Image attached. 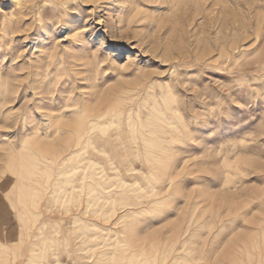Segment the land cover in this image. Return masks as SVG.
<instances>
[{
	"label": "rangeland",
	"instance_id": "374dc122",
	"mask_svg": "<svg viewBox=\"0 0 264 264\" xmlns=\"http://www.w3.org/2000/svg\"><path fill=\"white\" fill-rule=\"evenodd\" d=\"M262 39L264 0H0V264H264ZM103 99L116 170L23 146Z\"/></svg>",
	"mask_w": 264,
	"mask_h": 264
},
{
	"label": "bare ground",
	"instance_id": "6f19581e",
	"mask_svg": "<svg viewBox=\"0 0 264 264\" xmlns=\"http://www.w3.org/2000/svg\"><path fill=\"white\" fill-rule=\"evenodd\" d=\"M260 25V24H259ZM261 26H262V23H261ZM260 26V27H261ZM247 32V31H246ZM250 32V31H249ZM249 37V36H247ZM261 38H262V35L261 33H259L258 31V34L256 35L255 37V40L254 42L257 43L258 41L261 42ZM246 39V38H245ZM263 40V45H264V39ZM240 41V40H239ZM239 41H236L235 44H234V50L236 51V49L239 48ZM253 42V41H252ZM253 42V43H254ZM251 43V42H250ZM252 43V44H253ZM86 44V42H85ZM251 44V45H252ZM84 45V44H83ZM250 45V44H249ZM257 45V44H256ZM81 46V45H80ZM87 49V48H86ZM57 51V50H56ZM240 51V50H239ZM243 53V52H242ZM230 54V53H229ZM202 55V54H201ZM211 55V54H210ZM230 56V55H229ZM20 57V56H19ZM18 57V58H19ZM207 59V58H206ZM6 61V60H5ZM257 62H262L264 61V54L261 55L257 60ZM50 67V63H46L45 67L41 66L39 67L40 70H44L45 69V73L43 74L42 72L39 73L38 72V76L40 77V75L42 74V79H36V83L32 84L31 88H33V91H34V94H39L40 97L39 99H37V102L35 103V111L37 108H45L47 106V103L49 102H53V97L49 98L47 97L48 95V92L46 91L47 89H44L43 87V78L47 77L49 74H50V71H49V68ZM38 69V68H37ZM81 70V69H80ZM264 70V69H263ZM37 72V71H36ZM33 81V79H32ZM14 82V81H13ZM32 83V82H31ZM28 85V84H27ZM90 85V84H89ZM30 86V85H29ZM27 86V87H29ZM168 87V86H167ZM23 89V88H22ZM25 89V88H24ZM29 89V88H27ZM25 89V90H27ZM21 90V89H20ZM38 90V91H37ZM49 90V89H48ZM114 90V89H113ZM29 91V90H27ZM18 92V91H17ZM22 92L24 94V97L22 98H25L27 96V92L26 91H21L19 94L22 95ZM57 92V91H56ZM51 93V92H50ZM55 95V94H54ZM34 96V95H33ZM56 97V96H55ZM18 98V95L17 97ZM15 98V99H16ZM20 98V97H19ZM18 98V99H19ZM21 98V99H22ZM33 100V99H32ZM110 100V99H109ZM108 99L106 100H102L99 104L97 105H94V106H89V104H85L84 107L81 109L80 107V110L77 109V108H72V111H70L72 113V115H74L73 117H70V116H67V111L66 112H63L62 116L58 115L56 117L51 116V114H41L39 115V113L37 114L35 111L33 110H29L31 111L30 113V117L28 118H23L24 119V123L26 124V126H28L31 131H32V136L29 135L30 139L28 138V140H24V143H23V146L24 147H28V145H35V146H41V145H44V146H49L50 144H53L54 141H58V140H61L63 139V145H62V148L61 150L54 154V156H56V159L58 156H64L63 158L66 159L67 157L69 158H73L75 156L78 155V153L81 151V150H86L85 149V146L86 145H93V149L94 150H97L99 151L100 153H104L106 154V161L111 163V166L110 167H106V165L100 161V160H95V159H91L89 158V160H91V162H93L95 164V167L94 168H97V169H101L103 171H108L109 169H111L112 171L113 170H116L118 165L116 166V163H115V158L117 157L115 154V152H113V149H112V145H115V142H116V145L115 146H119V141H116L118 139V137H114L115 134H118V133H115V134H112L111 131H110V125H113L115 123V121H105V118L106 116L110 113V111L112 110V105L110 103ZM25 101V100H24ZM56 101V100H55ZM89 101V100H87ZM25 103V102H24ZM96 103V102H95ZM24 105V104H23ZM76 104H74L75 106ZM29 106V105H28ZM30 107V106H29ZM72 107V105L70 106ZM157 107V106H155ZM34 108H31V109H34ZM162 111V110H161ZM27 117V116H26ZM46 117V118H45ZM48 117V118H47ZM114 117V116H113ZM160 121L164 122L165 119H161ZM167 122V121H165ZM129 123V122H128ZM171 123V121H170ZM23 124V123H22ZM65 125L69 126V128L71 129H68L66 130V127H64ZM72 126V127H71ZM28 128V129H29ZM64 129L66 131H64ZM62 130L65 132H62ZM114 137V138H113ZM137 137V136H136ZM135 138V137H134ZM136 139V138H135ZM138 146V145H137ZM43 147V146H42ZM94 151L91 150V153H93ZM13 153V152H12ZM86 153H88V150H86ZM29 154V153H28ZM10 155V154H9ZM121 155L122 152H121ZM138 158V157H137ZM87 159V158H86ZM48 160H50V158H48ZM55 160V159H54ZM58 161V160H56ZM63 161V160H62ZM68 161V160H66ZM65 162V161H64ZM30 163V161H29ZM28 163V164H29ZM147 163V162H146ZM34 164V162H33ZM181 164V163H180ZM27 165V163H26ZM36 163L33 165L35 166ZM92 165V164H90ZM101 165V166H99ZM175 163H173L172 166H174ZM29 167V166H28ZM90 167V166H88ZM87 167V168H88ZM183 167V165H182ZM26 168V167H25ZM31 168V166H30ZM34 168V167H32ZM37 168V167H36ZM91 168V167H90ZM93 168V169H94ZM185 169V168H184ZM27 170V169H26ZM129 170H136V168H129ZM182 170V168H181ZM36 169H34L33 172H35ZM26 172V171H25ZM167 172V171H166ZM28 173V171H27ZM31 173V172H30ZM29 173V174H30ZM34 174V173H33ZM32 174V175H33ZM36 175V174H34ZM60 176V175H59ZM74 176V175H73ZM168 176V175H167ZM75 177V176H74ZM33 178V177H31ZM70 178V177H69ZM73 178V177H72ZM71 178V179H72ZM35 179V178H34ZM68 179V178H67ZM75 179V178H74ZM169 179V182H170V187H175L177 188V184L175 183L176 181H173L172 177L168 178ZM51 179H49L48 181H46V183L49 184V181ZM29 181V180H28ZM27 181V182H28ZM30 181H32V179H30ZM40 181V180H39ZM38 180L35 182L37 183L38 185H40V183L42 182H39ZM53 180H51L52 182ZM68 181V180H67ZM70 181V180H69ZM26 184H29L27 183ZM33 182V181H32ZM50 182V183H51ZM54 182V181H53ZM44 183V182H43ZM58 183V182H57ZM25 184V183H24ZM53 183H51L52 185ZM56 184V183H55ZM50 185V187H52ZM30 186V184H29ZM28 188H33L32 185L31 187ZM35 186V184H34ZM44 186V185H42ZM59 186V185H58ZM57 186V188H58ZM24 187V186H23ZM46 187V186H45ZM49 187V186H48ZM36 188V187H35ZM39 188V187H38ZM27 189V188H26ZM46 189V188H45ZM60 189V187H59ZM36 190V189H34ZM40 190V189H39ZM44 190V189H43ZM50 190V189H49ZM41 191V190H40ZM47 191V189L45 190V192ZM37 193V192H36ZM41 193H43L41 191ZM41 197L46 194H41ZM39 194V193H38ZM32 195V194H31ZM46 196V195H45ZM44 196V197H45ZM57 196V195H56ZM221 196V195H220ZM43 197V198H44ZM39 198V197H37ZM36 198V199H37ZM56 198V197H55ZM222 198V197H221ZM18 199L20 202L22 203H26L25 202V198H24V195H22V193H20L18 195ZM36 199H34L32 201L33 204H36ZM45 199V198H44ZM230 199V198H229ZM233 199V198H232ZM43 200V199H42ZM158 200V199H157ZM39 201V200H38ZM222 201H225V197L222 198ZM125 202V201H124ZM158 202V201H157ZM228 202V201H227ZM159 203V202H158ZM130 205L131 203L129 202V200L127 202H125L123 205ZM122 205V206H123ZM121 206V207H122ZM39 207V206H38ZM37 207V208H38ZM132 207V206H130ZM88 208V207H87ZM115 208V207H114ZM122 208H126V207H122ZM120 209V208H119ZM130 209H133V208H130ZM129 209V210H130ZM115 211V210H114ZM135 211V210H134ZM117 212V211H116ZM112 213V212H111ZM110 213V215H111ZM25 215V213H23ZM115 214V213H114ZM113 214V216H114ZM110 215H108V219H110ZM122 216V215H121ZM107 217V216H106ZM110 217V218H109ZM107 219V218H106ZM120 219V218H119ZM110 221V220H109ZM184 231H187V230H184ZM184 231L182 232V228H179L178 231H176V236L175 237V241L179 240L180 238V235H182V233H184ZM178 234V235H177ZM2 235V233H1ZM4 235V234H3ZM1 237V236H0ZM4 239V237H3ZM21 240V244L23 245V240L22 238H20ZM20 240L17 239L15 241L16 243V247L15 249H19L20 248ZM1 246L5 249H8L10 248V245H6V244H1ZM68 248V247H67ZM173 248V247H172ZM171 248V249H172ZM93 257V256H92ZM91 259V257L89 258ZM146 262V261H145Z\"/></svg>",
	"mask_w": 264,
	"mask_h": 264
}]
</instances>
